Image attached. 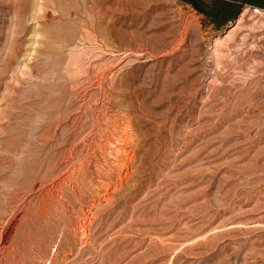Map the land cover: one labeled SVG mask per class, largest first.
<instances>
[{
  "label": "rangeland",
  "instance_id": "1",
  "mask_svg": "<svg viewBox=\"0 0 264 264\" xmlns=\"http://www.w3.org/2000/svg\"><path fill=\"white\" fill-rule=\"evenodd\" d=\"M254 8L0 0V264H264Z\"/></svg>",
  "mask_w": 264,
  "mask_h": 264
},
{
  "label": "trees",
  "instance_id": "2",
  "mask_svg": "<svg viewBox=\"0 0 264 264\" xmlns=\"http://www.w3.org/2000/svg\"><path fill=\"white\" fill-rule=\"evenodd\" d=\"M195 9L212 19L214 29L218 30L234 20L245 4L264 8V0H184Z\"/></svg>",
  "mask_w": 264,
  "mask_h": 264
},
{
  "label": "bare ground",
  "instance_id": "3",
  "mask_svg": "<svg viewBox=\"0 0 264 264\" xmlns=\"http://www.w3.org/2000/svg\"><path fill=\"white\" fill-rule=\"evenodd\" d=\"M247 9H248V8H245V7H244V9H243V11H242V14H243V13L245 14V11H246ZM251 10H252V9H251ZM254 10H255L256 12H259V13H264V10L259 9V8H254ZM43 12H44V11H43ZM46 14H47V13H46ZM242 14H241V15H242ZM241 15L239 16V18L241 17ZM45 16H46V15H45ZM239 18H238V19H239ZM35 33H36V32H35ZM35 33H34V34H35ZM36 35H37V34H36ZM5 41H6V40H5ZM8 49H9V48H8ZM102 113H103V112H102ZM40 205H42V204H40ZM42 207H43V206H42ZM44 219H45V218H44ZM46 219H47V218H46ZM1 234H2V233H1ZM0 236H2V235H0ZM1 238H2V237H1ZM3 244H4V243H3ZM5 246H6V245H5ZM3 247H4V245H3ZM4 248H5V247H4ZM4 248H3V249H4ZM11 248H12V247H11ZM0 250H1V249H0ZM8 250H9V249H8ZM4 251H5V250H4ZM9 251H10V250H9ZM1 253H2V252H1ZM3 254H4V253H3ZM6 254H7V253H6Z\"/></svg>",
  "mask_w": 264,
  "mask_h": 264
},
{
  "label": "water",
  "instance_id": "4",
  "mask_svg": "<svg viewBox=\"0 0 264 264\" xmlns=\"http://www.w3.org/2000/svg\"><path fill=\"white\" fill-rule=\"evenodd\" d=\"M243 9H244V8H243ZM243 9H242V10H243Z\"/></svg>",
  "mask_w": 264,
  "mask_h": 264
}]
</instances>
